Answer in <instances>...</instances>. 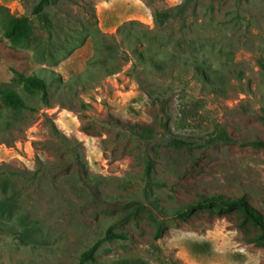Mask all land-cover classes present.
Listing matches in <instances>:
<instances>
[{
    "label": "rangeland",
    "instance_id": "rangeland-1",
    "mask_svg": "<svg viewBox=\"0 0 264 264\" xmlns=\"http://www.w3.org/2000/svg\"><path fill=\"white\" fill-rule=\"evenodd\" d=\"M38 1L0 0L33 26L13 48L0 20V89L28 107L0 99V264H78L97 243L90 264H264L236 205L264 220V0H57L47 24Z\"/></svg>",
    "mask_w": 264,
    "mask_h": 264
},
{
    "label": "trees",
    "instance_id": "trees-1",
    "mask_svg": "<svg viewBox=\"0 0 264 264\" xmlns=\"http://www.w3.org/2000/svg\"><path fill=\"white\" fill-rule=\"evenodd\" d=\"M56 2L57 0H39L36 6L33 8V14L39 16L40 20L43 23L46 24L49 23V19L43 13V10L44 7L52 5ZM176 10L180 11L179 12L180 15H184L186 11V7L183 5ZM174 11L175 10H171L167 12H156L154 14L155 22L159 26L165 25L168 21H170L171 19H173V17H175ZM0 20L2 21L4 27V36L8 39L9 43L13 48L21 47L31 41L33 37V26L28 17H16L12 15L8 9L0 5ZM199 69L200 68L197 67L196 70L199 71ZM201 76H203L202 73ZM204 79L205 81H207L205 77ZM15 81L18 84L22 85L24 90L30 93L33 94L41 93L42 99L44 101L48 99L50 93H49L48 84L46 83L45 80L35 76H25L23 74L17 73ZM0 99L3 106L6 109L12 110L16 114L21 113L23 110L28 108L24 99L15 89L12 88L0 89ZM262 122L264 125V118H262ZM141 130H142L141 133L138 135L142 141L154 140V134L151 129L143 128ZM217 139L223 142L230 141L228 135L225 132H221ZM169 143L170 145L176 148L190 145L187 141L179 140L176 138H172L169 141ZM252 145L264 149V141H255L252 143ZM152 169H153L152 163L150 161H147L145 167V176L147 179H150L152 174ZM208 200L210 199H205L204 201H208ZM200 204H203V202H201ZM236 205L243 210L245 218L247 220H250L261 231V234L253 238L252 242L255 243L257 246H264V220L259 216V214L255 210L249 208L244 202L239 201L236 203ZM185 213H186L185 207H181L176 211L175 216L181 217ZM106 239L108 241H114L125 238L124 236L114 234L113 232L110 231L107 233ZM100 246L101 244L97 243L93 245L90 249L83 252L80 256L78 264L94 263L96 260V255L100 249Z\"/></svg>",
    "mask_w": 264,
    "mask_h": 264
}]
</instances>
